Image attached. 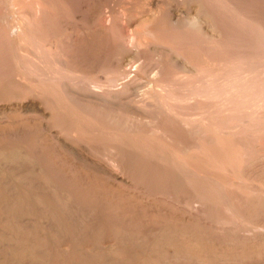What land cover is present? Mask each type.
<instances>
[{
    "label": "bare ground",
    "instance_id": "6f19581e",
    "mask_svg": "<svg viewBox=\"0 0 264 264\" xmlns=\"http://www.w3.org/2000/svg\"><path fill=\"white\" fill-rule=\"evenodd\" d=\"M29 191L100 252L264 264V0H0V264Z\"/></svg>",
    "mask_w": 264,
    "mask_h": 264
},
{
    "label": "rangeland",
    "instance_id": "374dc122",
    "mask_svg": "<svg viewBox=\"0 0 264 264\" xmlns=\"http://www.w3.org/2000/svg\"><path fill=\"white\" fill-rule=\"evenodd\" d=\"M121 5H122L121 2H118L116 6L121 7ZM31 178H30V181H31V192H32V179ZM27 194L29 195V197L27 196ZM27 194H24V197L21 195L20 196L21 198L19 199V203H18L19 210H20V218L17 223L18 228H16V234L18 235H16L17 260L15 264H155V263L156 264H172L171 262L173 260L171 259V256L173 254V251L170 250L169 252H163V251L159 252L158 247H156V245H153V244H148L147 246L148 248H145V247L140 248L139 246L134 248V247H129L127 245L126 246L124 245L123 248L121 247V249L120 248H118L117 250L115 249V252L114 251H107V252L97 251L98 249L95 248L96 247L95 245L99 240L97 238L99 236L101 237V236L110 235L108 233V231H110V227L109 225L107 226V224H103L104 220L99 219V220H94L91 222L88 221L89 223L87 221H83L80 219H78L79 221L78 220L74 221L73 219H69L67 217L62 218L60 213L53 212L49 209V207L42 205L41 207L38 206L39 208H37L36 206L33 209V213L34 214L36 213L35 214L36 220L33 223V225L35 226H32V193H30L29 191L27 192ZM47 218H49V220L52 219V222L50 223L51 220L49 221ZM45 220L46 222H44ZM35 222L37 224H35ZM90 224L91 226L89 227L88 225ZM43 227L47 229V231L49 232L48 234L46 235L41 234L37 231V228H43ZM105 228L106 230H108L107 232L104 230ZM101 232L102 233L104 232L103 235H101L102 234ZM110 233L112 234V231ZM113 236H115L114 232H113ZM82 240H84L85 242L91 241L93 245L85 249L83 247L84 242ZM64 242L69 243L71 246V248L69 246L68 251L64 249V244H65ZM71 243L73 244V246ZM86 251H87V254H86ZM141 251L144 254L140 253ZM164 253H167V254H164ZM158 254H159V257H158ZM167 255L168 256L170 255V260L165 259ZM137 259L138 261H136Z\"/></svg>",
    "mask_w": 264,
    "mask_h": 264
}]
</instances>
